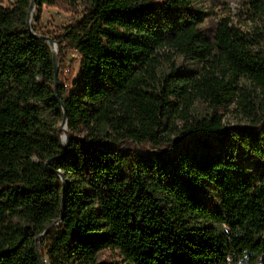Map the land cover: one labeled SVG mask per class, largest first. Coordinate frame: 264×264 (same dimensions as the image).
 <instances>
[{"label": "trees", "instance_id": "16d2710c", "mask_svg": "<svg viewBox=\"0 0 264 264\" xmlns=\"http://www.w3.org/2000/svg\"><path fill=\"white\" fill-rule=\"evenodd\" d=\"M197 1L0 0V264H264V130L219 112L264 116V0L252 29ZM58 4V34L30 25ZM48 42L80 57L66 86Z\"/></svg>", "mask_w": 264, "mask_h": 264}, {"label": "rangeland", "instance_id": "374dc122", "mask_svg": "<svg viewBox=\"0 0 264 264\" xmlns=\"http://www.w3.org/2000/svg\"><path fill=\"white\" fill-rule=\"evenodd\" d=\"M194 7L207 13V18L203 23V28L205 29H212L216 22L223 17H228L233 24H236L241 29H252L255 26H261L260 21L251 20V13L247 10L248 6L246 0H198L194 3ZM75 14L76 12L72 8L64 4H58L55 6L43 5L38 12L34 7L31 9L29 13V23L38 28L40 32L45 31L50 34L49 37H52L54 34H58L64 26L70 24L74 20ZM36 15H38V21L34 20ZM262 20L264 21V17ZM261 28L263 27L261 26ZM48 44L56 56L57 81L66 86L69 80L77 74L80 57L66 44H62L61 51H59L58 45L55 42L52 44L48 42ZM162 60L164 63H169V61H166V55L164 54L162 55ZM171 60L174 61L175 64L183 67H188L190 65V62L187 59L181 58L180 56H172ZM246 86L252 88L249 84H246ZM251 92L253 95H255V93L259 94L254 90ZM259 95V98H254V106L256 108L259 107L261 94ZM262 103V106L264 107L263 100ZM195 108L200 111L207 110L206 105L202 103H197ZM242 109V105L238 103V101H235L226 108L219 110V112L223 114L224 122L227 125H246L253 129L264 130V116L260 117L255 124H251L241 113ZM258 113H261V111ZM61 128L63 131H66L65 124L62 125ZM65 138L66 137L63 134L62 139ZM66 140H62L63 143H66ZM127 146L132 149L136 148L139 151L149 150L151 147L149 144L143 146L128 144ZM204 197L208 203L215 201L217 197L216 190L209 188V191ZM45 244L46 238L43 240V246H45ZM100 258L119 260L120 257L114 252H106L101 253Z\"/></svg>", "mask_w": 264, "mask_h": 264}, {"label": "water", "instance_id": "95a60500", "mask_svg": "<svg viewBox=\"0 0 264 264\" xmlns=\"http://www.w3.org/2000/svg\"><path fill=\"white\" fill-rule=\"evenodd\" d=\"M53 61L55 62V53H54V51H53ZM54 67H55V76H57V68H56V65H55V63H54ZM56 79H57V77H56ZM55 79V80H56ZM62 140H66V138L65 139H62ZM67 141V140H66Z\"/></svg>", "mask_w": 264, "mask_h": 264}]
</instances>
